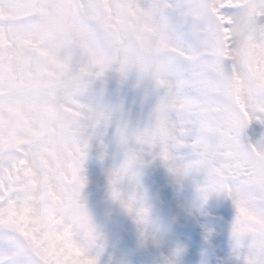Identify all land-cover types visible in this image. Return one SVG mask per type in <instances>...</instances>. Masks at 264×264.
I'll return each mask as SVG.
<instances>
[{"label":"snow or ice","instance_id":"snow-or-ice-1","mask_svg":"<svg viewBox=\"0 0 264 264\" xmlns=\"http://www.w3.org/2000/svg\"><path fill=\"white\" fill-rule=\"evenodd\" d=\"M7 3L31 14L16 32L0 17V33L13 42L0 48V264H98L104 241L83 200L84 165L104 133L122 152L108 172L109 195L132 217L141 243L151 208L139 179L158 158L177 183L190 173L202 177L201 206L213 193L229 197L236 264H264V0L215 5L232 21L220 47L195 15L199 0ZM88 21L102 26L106 56ZM24 36L32 49L18 50ZM109 74L148 107L141 122L123 99L86 101ZM16 111L26 121L14 120ZM125 183L137 187L125 193ZM182 251L164 264H176Z\"/></svg>","mask_w":264,"mask_h":264},{"label":"rangeland","instance_id":"rangeland-1","mask_svg":"<svg viewBox=\"0 0 264 264\" xmlns=\"http://www.w3.org/2000/svg\"><path fill=\"white\" fill-rule=\"evenodd\" d=\"M243 2L244 0H199L200 8L195 15L217 47L227 41L231 30L224 25L232 21L230 17L221 15L215 5L237 6ZM30 14L31 10L9 7L7 0L0 6V17L10 19L13 32L20 30L19 26ZM87 23L94 35L96 48L102 56H106L111 44L105 38L102 26L95 21ZM17 43L18 50L32 49L34 46L27 36L20 38ZM66 44L70 45L71 41H66ZM12 46V40L0 33V48ZM38 55L53 65L57 63L45 50H40ZM85 99L90 103L105 105L123 99L130 118L135 122H141L148 111V107L142 106L140 98L129 87L116 83L112 74L108 75L105 82L98 83L91 96ZM236 100L239 102V97ZM52 103H55L54 99ZM240 107L243 111V105ZM13 118L20 122L27 119L19 111L13 112ZM7 139L13 144L18 142L15 130L9 132ZM69 155H72V150H69ZM176 156L178 159L183 158L181 153H176ZM121 159L119 146L112 142L108 133H104L90 150L84 165L88 183L83 200L104 241V250L97 257L98 264H164L165 258L177 247L183 248V251L175 257L176 264H201L205 255L208 264H217V261L236 264L237 257L233 254L234 242L230 234L235 216L232 200L225 194L213 193L201 206L197 187L202 182V177L190 173L182 182L177 183L176 178L158 158L144 168L139 179V190L146 195L151 208L148 238L141 243L136 223L109 195L108 172ZM28 174L31 175L30 170ZM61 176L66 182H71L63 172ZM136 187L135 184L125 183L122 190L127 193ZM51 195L56 199L54 193Z\"/></svg>","mask_w":264,"mask_h":264}]
</instances>
